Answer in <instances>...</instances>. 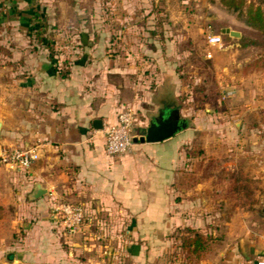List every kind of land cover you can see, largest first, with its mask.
<instances>
[{"label":"crops","instance_id":"obj_1","mask_svg":"<svg viewBox=\"0 0 264 264\" xmlns=\"http://www.w3.org/2000/svg\"><path fill=\"white\" fill-rule=\"evenodd\" d=\"M4 1L15 11L0 10V27H10L0 41L10 51L0 56V148H33L38 159L28 169L0 165V264H255L264 258V68L250 65L256 59L253 47L231 24L236 23L232 15L224 14L228 20L214 33L220 42L210 44L208 61L210 73L227 81L222 88L229 103L210 109L217 117L209 123L215 155L206 169L196 170L202 156L187 157L182 145L201 141L197 124L160 142L133 144L115 157L104 153L102 132L92 127L94 119L101 127L113 123L124 104L136 114L146 113L148 104L157 112L177 108L178 92H169L168 81L182 78L167 65V39L157 45L131 35L129 47L142 54L132 52L131 62H122L109 54L105 35L96 38L102 29L93 19L78 22L80 12L67 3L74 0ZM64 7L65 16L76 19L61 25ZM35 14L45 17L47 26L38 32L51 34L53 59L24 33V22ZM194 16L209 20L205 28L210 29L221 14ZM177 27L188 31L185 23ZM223 28L239 36L222 33ZM58 31L75 41L58 40ZM218 135L227 151L232 140L242 151L216 155ZM35 184L45 193L30 199ZM77 198L85 206L127 215L120 238L133 244L104 255L82 247L77 234L64 233L51 219V206L56 199L74 203ZM184 227L209 237L198 258H184L171 236Z\"/></svg>","mask_w":264,"mask_h":264},{"label":"rangeland","instance_id":"obj_2","mask_svg":"<svg viewBox=\"0 0 264 264\" xmlns=\"http://www.w3.org/2000/svg\"><path fill=\"white\" fill-rule=\"evenodd\" d=\"M222 1L223 0H74L72 2H67L71 3L80 12L78 22H80V20H87V23H89L91 19L94 20V24L102 29V31L97 33L96 38H98L100 34L102 36L105 35L109 46V54L113 57L120 58L122 62L124 60H129V57H133L132 52L142 54L140 49H132L133 45L130 44L129 47V42L132 43L131 40L129 41L131 35L135 37L137 35L140 39L145 37L150 40L149 42L157 45L159 41L163 43L164 39H167L170 45L167 49L168 56L171 58L170 60L168 59L169 64L167 65L172 70L178 72L182 78L180 82L177 83L168 81L169 90L170 88L173 89L169 92L173 93L176 90L178 92V100H174L173 102L179 111L180 118L184 119L186 122L185 128L187 126H195L196 124L200 127L199 134L201 135V141L199 143H184L182 145V150L187 157L202 156V159L196 161L194 164L196 170L203 168V166L206 169L207 164L212 161L210 157L215 155L211 144L214 133L212 128L209 127V123L213 122L214 118L217 119V117L213 116L210 109L217 104L229 103V96L222 88L227 81L223 79L220 73L215 75L210 73L208 61L211 55V45L207 43V36L217 33L218 28L223 27L225 19L228 20L226 16L232 15L236 23L231 24L236 30L242 32L244 36L242 40L245 38L247 44L253 47L251 50V57L261 58L264 56V30L256 31L246 29L241 24H245L243 22V14L240 15L235 11L226 9L223 7ZM8 3L9 2L0 0V10L1 8L9 9ZM205 3H210V7L204 5ZM245 3L258 6L264 13V0H245ZM211 5L214 9H211ZM148 11L151 12V15L147 13ZM198 11H200L202 15L205 14V12H214V14L219 13L221 17L215 21V24L211 25L210 29H207L205 28V24H207L209 20L194 16ZM68 13L69 11L64 7L61 16L58 18V20H61L59 21L61 25L65 24L67 18H70L73 22L75 21L76 18L65 16L68 15ZM119 13L121 14L120 18L117 17ZM176 14H179L180 18H177L178 15L176 16ZM224 14L227 15L225 16ZM184 23L188 26V31L178 32L176 30V28H178L177 25ZM0 28V41L4 42L6 36L10 35V27L8 26V29L3 27ZM133 32L134 34H132ZM57 33L58 37L56 38L58 40L59 38L63 40L64 37L66 40L72 41L74 39L75 41V38H68L66 34H64L65 32L60 33V31H58ZM47 35V38L50 39L49 37L51 34L47 33ZM137 37L135 40L136 42L140 41ZM27 40L32 44L35 37H27ZM178 41L180 43L176 45ZM7 53L9 54L10 51L0 44V56H6ZM137 53L136 55H138ZM130 62L129 60V63ZM126 64H128L127 61ZM136 64L137 63H135V65ZM262 74L260 75L261 80L264 79V74ZM148 85L150 89L155 88V81L151 80L148 82ZM169 95L170 93L167 98L172 100V97ZM149 105L150 104L143 106L144 112L146 111V113L143 114V112H140L135 115L134 136H138L141 130H144L147 126L150 118L157 114L158 107L153 110ZM167 109L166 106H163L159 111H165ZM180 110H182L181 113ZM195 118L198 119H196L194 124ZM218 136L217 138L220 139L218 141L220 146L216 155L222 157L229 151L236 154L242 151L240 143H235L233 140V145L229 148L230 150L228 149L229 151H227V147H224L225 143H223V138L221 135ZM262 152L264 153V147L262 148ZM58 201L72 203L70 200ZM73 202L72 204L82 203L79 201V198L73 200ZM84 207L86 210L85 220L79 229L74 233H68L63 229V232L67 235L77 234L78 242H85L82 247L88 248L93 252L99 249L105 251L104 255H106L107 251L112 247L119 250L123 249L124 246H131L133 244L131 243L133 241L127 236L120 238L129 223L128 216L125 214L123 215L122 211L117 209L104 210L89 204ZM114 235H117V237ZM82 237L87 238L82 239ZM207 245H210V243Z\"/></svg>","mask_w":264,"mask_h":264},{"label":"built area","instance_id":"obj_3","mask_svg":"<svg viewBox=\"0 0 264 264\" xmlns=\"http://www.w3.org/2000/svg\"><path fill=\"white\" fill-rule=\"evenodd\" d=\"M220 36L211 34L207 36L208 44H217ZM135 109L124 104L116 113L115 121L100 128L103 135V151L109 157L121 156L130 151L136 121ZM38 159L33 148L2 147L0 148V165H13L20 169H28ZM85 205L83 203H65L57 199L53 201L50 216L54 224L60 225L66 232H76L84 222ZM255 264H264V258L259 257Z\"/></svg>","mask_w":264,"mask_h":264},{"label":"trees","instance_id":"obj_4","mask_svg":"<svg viewBox=\"0 0 264 264\" xmlns=\"http://www.w3.org/2000/svg\"><path fill=\"white\" fill-rule=\"evenodd\" d=\"M221 3L226 9L235 11L240 15L243 14V22L250 28L264 30V13L258 6L251 3L246 4L245 0H223ZM9 9L12 12L15 11L12 6ZM24 23L25 35L27 37L34 36L35 40L32 43L43 45L48 52V57L53 59L54 52L50 45V39L43 35V32H38V28L47 26L45 17L35 14ZM250 65L264 68V56L254 59ZM171 236L177 238V248L186 259L198 258L209 240V237L200 230L189 227L175 229Z\"/></svg>","mask_w":264,"mask_h":264},{"label":"water","instance_id":"obj_5","mask_svg":"<svg viewBox=\"0 0 264 264\" xmlns=\"http://www.w3.org/2000/svg\"><path fill=\"white\" fill-rule=\"evenodd\" d=\"M222 33H227L231 36H239V33L232 31L228 28H223ZM1 126V121H0ZM186 122L184 119L180 118L179 111L177 108H171L165 111H159L155 116H152L148 121L147 126L144 130H141V133L138 136H133L131 142L136 143H151V142H160L171 136L176 132L184 129ZM92 127L94 129L101 128V120L94 119L92 120ZM45 193L44 188L39 184H35L32 193L30 194V199L37 198Z\"/></svg>","mask_w":264,"mask_h":264},{"label":"flooded vegetation","instance_id":"obj_6","mask_svg":"<svg viewBox=\"0 0 264 264\" xmlns=\"http://www.w3.org/2000/svg\"><path fill=\"white\" fill-rule=\"evenodd\" d=\"M167 110H169V109H167ZM159 112V111H158Z\"/></svg>","mask_w":264,"mask_h":264}]
</instances>
